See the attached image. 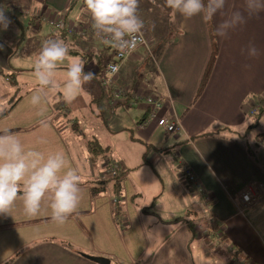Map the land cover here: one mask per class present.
Listing matches in <instances>:
<instances>
[{
  "label": "crops",
  "instance_id": "0c3cea01",
  "mask_svg": "<svg viewBox=\"0 0 264 264\" xmlns=\"http://www.w3.org/2000/svg\"><path fill=\"white\" fill-rule=\"evenodd\" d=\"M145 1L140 0V5ZM149 2L153 4L152 0ZM164 3L165 0H156L159 11L166 13L161 8ZM151 4L149 8L156 7ZM76 5L81 13L67 22V33L55 28L51 36L85 39L84 44L92 51L102 49L108 54L112 48L97 38L90 22L92 18L85 21L90 14L85 0H0V6L12 21L6 31L0 30V113L6 111L0 116V130L10 129L20 138L25 150L40 151L45 157L62 151L69 167L80 174L82 188L78 207L63 223L52 220L47 202L37 215L29 216L24 212L22 200L18 199L12 215H0V264H99L84 253L75 254L65 243L71 231L87 234L89 238H96L100 231L101 244L89 241V248L83 252L108 258L110 264H239L246 258L264 264V192L254 205L241 210V195L247 186L264 182V144L257 163L250 156L245 141L236 139L264 108V10L252 15L245 12L244 24L224 37L217 36L219 55L197 101H194L195 95L211 55L208 22L202 15L186 18L173 12L174 24L181 34L169 43L157 67L150 65L146 69L158 74L145 77L144 81H150L149 87L147 83L135 85L132 78L131 82L121 81L129 71L127 62L116 76L115 85L126 84L127 87L122 88L131 93L137 91L163 99L158 115L178 121L181 126L177 133H171V140L165 139V132L155 119H150L147 103L143 108L136 107L134 99L124 100L131 103V127L124 124L121 129H131V143L135 136L153 143L148 146L155 147L156 153L149 160L158 164L159 172H170L176 189L168 208L155 211L142 205L140 197L133 198L134 194L141 193L137 188L131 190V202L125 203L119 196L105 200L102 189L93 195V188L99 187L92 184L104 183V171L99 177L95 175L99 150L89 149L92 139H86L83 132L72 125L73 121L65 117L68 111L64 109L68 104L60 91L64 86L60 81L67 78V64L60 63L55 70V90L41 86L36 80L18 96L12 94L13 84L7 74L18 77L24 72L21 30L31 28L43 18L50 24L58 18L66 20ZM245 5L246 0H226L224 13H218L212 21L214 28L227 14L244 11ZM18 8L29 15V25L20 19L14 20L13 10ZM88 32L91 35H87ZM250 44L257 47L258 56L248 55ZM35 56L32 53L29 59ZM130 58L132 76L137 68H145L146 60L143 54L134 53ZM136 61L138 65H132ZM109 87L110 105L115 107L120 99L113 97ZM32 94L39 97L35 106L30 103ZM221 128L232 131H218ZM208 131L214 133L200 136ZM105 142L107 149L113 147L112 141ZM110 160L118 162L106 158L103 166ZM146 160V151L131 152V170L145 164ZM118 163L122 172V163ZM183 166L190 167L205 188L210 198L208 203L199 188L187 181ZM168 187H172L171 183ZM212 215L214 221L210 220ZM235 247L240 253H235Z\"/></svg>",
  "mask_w": 264,
  "mask_h": 264
},
{
  "label": "clouds",
  "instance_id": "9594fccd",
  "mask_svg": "<svg viewBox=\"0 0 264 264\" xmlns=\"http://www.w3.org/2000/svg\"><path fill=\"white\" fill-rule=\"evenodd\" d=\"M152 3L156 4V0ZM85 5L91 13L93 29L110 35L119 52L134 49L142 40L144 22L139 15L140 0H85ZM165 7L186 18L202 15L205 22H211L218 13H224L226 0H165ZM261 10H264V0H246L245 10L227 14L216 25L213 35H228L246 22L245 12L252 15ZM11 23L5 10L0 8V30L6 31ZM72 51L70 44L55 34L42 42L34 63L39 84L55 90L54 72L60 63L68 61L67 81L60 89L66 103H71L95 75L91 69L85 70V60L79 57L69 60ZM247 52L250 57L259 55L254 44L248 46ZM38 101L39 97L32 94L30 103L35 106ZM80 185V174L69 167L62 151L45 157L40 151L25 150L20 138L10 129L0 130V215H12L18 199L22 200L24 212L29 216L37 215L47 202L52 220L63 223L80 203Z\"/></svg>",
  "mask_w": 264,
  "mask_h": 264
},
{
  "label": "rangeland",
  "instance_id": "374dc122",
  "mask_svg": "<svg viewBox=\"0 0 264 264\" xmlns=\"http://www.w3.org/2000/svg\"><path fill=\"white\" fill-rule=\"evenodd\" d=\"M146 1L147 4H151L149 0ZM162 2H164V0H162ZM156 7L150 6V8H155V11L158 12V14L160 13L159 15H162L163 18L167 20V13H163V11L160 12L159 7ZM161 8L162 10L168 12V16L169 14H172V22L174 23L173 11L171 9H167L165 7V3L161 5ZM13 11L18 16V19L26 22V26L30 24L29 15L27 14V12L22 13V10H20V8H18V10L15 9ZM46 12L50 13L49 11ZM80 13L81 12L78 5H76V7L74 8H71L66 23L69 20L80 16ZM90 17L91 13L85 17L86 23ZM142 19L146 24V26L143 24V27L144 29H146L145 32L149 39V43L146 47H139L135 51V54H143V58H145L144 60H146L145 68L141 70L137 68L131 76V63L128 61V59L122 63V65L126 62L127 64H129V67L126 64V66L129 68V71L127 72V76L125 78L121 77V81L124 82L125 80L126 83L131 82L132 78L135 82V85L143 84L145 77H156L158 75L156 71H146V69L150 65H152L153 68H156L157 61L159 60V58L153 52L154 39L149 34V28L147 26L148 23L145 21L144 17ZM151 20V22L153 23V19ZM66 26L68 27V24H66ZM54 30H56L55 27L44 18L38 21L37 23H33L31 28H23L21 30L22 35L24 37L21 46V51H24V60L22 62L24 72L18 77H16V75L14 76V79H16V83L13 84L12 94L15 97L19 95L20 91L25 90L31 82L36 81L33 69L35 60L38 57L42 42L46 39L51 38V34L54 32ZM88 34L89 32L87 33V35ZM64 40L68 42L70 44V47L74 50L71 52L69 60L74 57L81 58L86 61L85 70L87 71L88 69H91L95 73L92 81L83 86V89L79 93V95L71 103H67L68 107L64 109V111L68 112H66L65 117L67 118V120L73 121V123H77L78 125L75 126V128L77 127L78 130L83 132L86 139L89 140V138H91L92 141L90 142V144L92 145V147H95L96 150H99L96 154L95 166L97 171L95 175L98 174L99 177L101 172L104 171L105 173L106 167H104L103 164L105 163L106 158L117 159L118 162L122 163L123 168L122 175L124 179L123 191L121 194H118L115 189L114 179H109L107 182H104L103 180V184H100V181H98L97 183H95L94 181L95 184L92 185L101 187L100 189L104 190V195L106 196L104 197L105 200H112L114 197L119 196L122 201H124V203L125 201L131 202V190L137 188L139 189L138 191H141V193L134 194L133 198L140 197V202L142 205L149 207L150 210H166V208H168V203H170V201L173 200L176 196L174 194L176 189L173 186L170 172H159L157 170L158 164H156V162L151 163L152 160H149L151 155L156 153L155 147L150 145L148 146L151 141L149 142L148 140L135 136V139L132 144L131 129H121L124 124L131 127V103L125 102V98H122L123 100L120 99L117 106L112 107L110 105L111 92L110 87L104 83V80L107 77L104 65L106 59L110 57V55H113V51L111 50V52L110 50H108V54H106L105 50L101 51L102 49L92 51L90 47L88 48L84 44L85 39H78L74 36H67ZM32 53H35L36 56L33 57V59H29V56ZM148 54L150 55L146 56ZM129 60H131V58H129ZM62 63L68 65L67 60ZM138 63L139 61H136L132 65L137 66ZM120 71L117 76L120 75ZM66 81L67 78H62L60 82H63L65 85ZM147 83L150 84V81L147 80ZM122 87L126 88L127 85L125 84ZM135 104L136 107L142 106L144 108L146 103H144V101H140ZM256 122H258V126H256ZM160 128L165 132L164 138L171 140V138L173 137L172 134H169L163 127ZM247 130L248 133L246 132ZM247 130H244L243 133L246 138H248L249 141L252 143L256 142L258 134L264 135V110L261 113L258 112L256 117H254V120H251ZM108 140L112 141L113 143V147L111 149H107L105 147V141ZM141 150L147 152V160L144 163L149 165V167L143 164L138 168L131 170V152L135 154L136 152H139ZM164 155H167V153H165ZM169 183H171V188L168 187ZM263 185L264 182H259L256 184L251 183L247 186V190L249 189L248 192H250V195L252 197L255 194L257 195L255 201L258 200L264 192ZM252 205H254V202L251 203V206ZM96 233L97 230L95 231V234ZM91 234H93V236L95 235L94 233ZM102 240L103 237L100 231H98V235L96 238H89L87 234L85 236L81 235L80 232L79 234H75L74 231H71V237L66 238L65 243L67 245H70V248L73 252H75V254H88L87 252L83 251H86L85 248H89V241L90 243L101 244ZM194 245L195 244H193V246ZM244 261L250 262L251 264H257L247 258Z\"/></svg>",
  "mask_w": 264,
  "mask_h": 264
},
{
  "label": "trees",
  "instance_id": "16d2710c",
  "mask_svg": "<svg viewBox=\"0 0 264 264\" xmlns=\"http://www.w3.org/2000/svg\"><path fill=\"white\" fill-rule=\"evenodd\" d=\"M0 8H2V7L0 6ZM155 10L156 9H154V8L150 9L149 5L147 4V1H145L144 5H140L139 15H140L141 19L144 17L145 21L148 23L147 26L149 28V30H148L149 34L154 39V41H153V46H154L153 50L154 51L153 52L158 58H160L162 56V54L164 53L165 49L167 48V46L169 45V43L173 39H176L177 37L180 36L181 31L172 22V14H169V16H168V12H166L167 13V16H166L167 20H165L163 18V16L159 15L160 13L158 14V12H156ZM13 18H14L15 21L19 20L18 16L15 13H13ZM151 19H153V21H154L153 23L151 22L152 21ZM66 20H65V18L64 19L63 18L56 19V21H61L62 27H57L56 24H54L55 22H51V25H53L55 28H57L59 30V32L67 33L66 29H69V28L66 26V24H67ZM90 22L92 23V20ZM144 25L146 26L145 22H144ZM208 27H209V35H210V40H211V55H210V59H209V62L207 64V67L205 69L204 75L202 77L201 83H200L199 88L197 90V93L195 95L194 101H197L199 99V97L203 93L205 87L207 86L208 81H209L210 76H211V73L213 71V68L215 66V63H216L218 55H219V44H218L217 36L213 35V32H214L215 28H214V25H213L212 21L208 22ZM70 31L72 32V30H70ZM145 31H146V29H145ZM93 32L95 33L97 38L107 42L109 44L108 48H109V46H111V48H112V50L114 52L112 42L105 38V34L98 33V32H96V30H93ZM149 55L150 54H148L146 56H149ZM111 61H115L114 54L112 55L111 58H107L106 59L104 67H106L107 63H109ZM7 77L9 78V81H10L11 84H15L16 83V81L14 79V74H7ZM147 80L148 79H146V81H144V83H147ZM149 86H150V84L148 85V87ZM118 87L119 86H111L112 91H113V97H115L114 92H115L116 89H118ZM119 88H122V87H119ZM136 93H137V91L134 92V93H131V90H127L126 94L124 96L118 98V99H122V98L124 99L125 98L126 101L127 100L128 101H131V100L133 101V97H134V95ZM143 95H144V93H143ZM148 95H150V94H148ZM144 96H147V95L145 94ZM142 101H144V100H142ZM136 102H138V101H136ZM263 109L264 108H262L259 111V113H261L263 111ZM148 113H149V110H148ZM4 114H6V111L0 113V116L4 115ZM72 125L73 126H77L78 124L77 123H73ZM218 131H230L231 132L232 130H231V128H221ZM212 133H214V132L208 131V132L202 133L200 136H204V135H208V134H212ZM236 139L239 140V141H243V140L245 141L244 143H245V146H246L250 156L257 163H259V151H260V148L262 147V145L264 144V135L258 134V138H257L256 142H254V143H252L248 139H246V136L244 134H238V137ZM89 149H91L92 151L96 150V148L92 147V145H89ZM104 179H105L104 182H107L109 179H114L115 180V189H116L117 193L118 194L122 193L124 177H123L122 172H121V166H120L119 174L117 176H107ZM100 188L101 187L93 188V195H96L97 194V190L100 189ZM235 250H236L235 253H237V254L240 253V249L239 248L236 249V247H235Z\"/></svg>",
  "mask_w": 264,
  "mask_h": 264
},
{
  "label": "built area",
  "instance_id": "2783aa9c",
  "mask_svg": "<svg viewBox=\"0 0 264 264\" xmlns=\"http://www.w3.org/2000/svg\"><path fill=\"white\" fill-rule=\"evenodd\" d=\"M52 22H55L54 24H56L57 27H62L61 21H52ZM140 36L142 37V40L137 43V46L134 49L126 50L125 52L121 53L113 46L115 61H111L107 63L105 67V72L107 74V77L104 80L105 84H107L108 86H117L115 85V79L121 69L122 63L128 58H130L140 46H145V47L148 46L149 39L147 37L144 27L141 30ZM105 38L112 42L110 35L105 34ZM112 45H113V42H112ZM126 91L127 90L118 87V89H116L114 92L115 97L120 98L124 96L126 94ZM133 99L134 101L144 100L150 106V109H149L150 119H155V121L157 122V125L160 127H163L168 133L174 134V133H177L181 129V126L178 121L172 120L164 116L160 117L158 115V111L163 106V103H164V101L158 96L152 95V94L144 96L142 92H137L134 95ZM252 112H255V111L252 110ZM119 171H120L119 163L116 161H113V162L111 161L106 166V172L104 173V178L107 176H117L119 174ZM182 173L184 174V176L186 177L189 183L195 184L196 187L199 188L198 191L203 196V199L208 203L210 200L208 193L205 190V188L199 184L198 179L195 176L192 169L188 166H183ZM247 188H246V191L243 192L241 195V202H242L241 210L242 211H245L248 208H250L251 203L255 202V199L257 197L256 194L252 197L250 195V192H248L249 189L247 190ZM263 188H264V185H263ZM210 220L214 221L215 217L212 215ZM239 264H251V263L246 261V262H242Z\"/></svg>",
  "mask_w": 264,
  "mask_h": 264
},
{
  "label": "water",
  "instance_id": "95a60500",
  "mask_svg": "<svg viewBox=\"0 0 264 264\" xmlns=\"http://www.w3.org/2000/svg\"><path fill=\"white\" fill-rule=\"evenodd\" d=\"M86 257H88L91 260L96 261L99 264H110V259L105 258V257H100V256H92V255H88V254H84Z\"/></svg>",
  "mask_w": 264,
  "mask_h": 264
}]
</instances>
